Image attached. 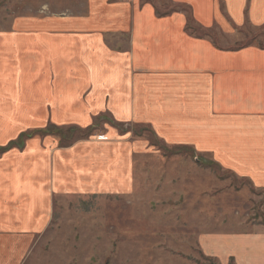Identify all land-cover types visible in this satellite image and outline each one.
<instances>
[{
  "label": "crops",
  "instance_id": "0c3cea01",
  "mask_svg": "<svg viewBox=\"0 0 264 264\" xmlns=\"http://www.w3.org/2000/svg\"><path fill=\"white\" fill-rule=\"evenodd\" d=\"M20 1L29 15L0 29V108L63 111L62 119L81 116L85 125L102 114L142 124L264 190V46L237 43L251 29L264 35V0ZM2 126L0 148L8 139ZM35 144L40 150L39 140L31 150ZM11 150L0 157V232L3 220L24 216L31 205L35 217L47 211L55 190L50 176L39 175L34 194H26L22 161ZM127 152L111 155L118 172L134 153ZM200 238L220 263L264 264V230ZM4 244L0 262L15 264L25 245L16 238Z\"/></svg>",
  "mask_w": 264,
  "mask_h": 264
},
{
  "label": "rangeland",
  "instance_id": "374dc122",
  "mask_svg": "<svg viewBox=\"0 0 264 264\" xmlns=\"http://www.w3.org/2000/svg\"><path fill=\"white\" fill-rule=\"evenodd\" d=\"M25 12L20 0H0V29L10 28L18 15L27 17ZM246 34L239 46L252 40L264 46L259 31ZM8 80L13 86L15 78ZM62 112L0 108L6 129L2 140L8 138L0 157L11 149L20 157L24 192L34 194L39 175L50 176L55 188L47 211L41 208L38 217L31 205L24 216L2 221L0 247L9 238L25 245L15 264H223L205 253L201 234L264 230V190L213 158L197 159L192 147L166 143L142 124L102 114L85 125L88 119H62ZM34 140L41 142L40 150L36 144L31 150ZM128 149L134 153L125 156L124 172H118L111 155L118 150L125 155Z\"/></svg>",
  "mask_w": 264,
  "mask_h": 264
}]
</instances>
